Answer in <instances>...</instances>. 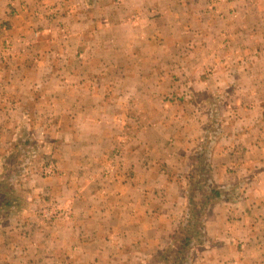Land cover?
<instances>
[{
    "label": "rangeland",
    "instance_id": "1",
    "mask_svg": "<svg viewBox=\"0 0 264 264\" xmlns=\"http://www.w3.org/2000/svg\"><path fill=\"white\" fill-rule=\"evenodd\" d=\"M97 2L105 7V21L95 26L104 32L76 40L69 25L36 27L45 32L37 50L43 56L52 53L43 58L45 73L56 67L53 74L59 81L80 87L43 91L60 103L36 107L44 115L41 121H18V135L0 170V201L9 202L7 209L36 211V218L27 220L44 232L70 211L69 203L63 206L49 193L56 181H73L75 192L94 196L107 180L127 176L128 163L155 162L148 175L162 181L153 189L162 192L174 181L167 194L180 193L185 210L171 232L174 248L161 251L152 264H194L199 246L207 242L209 212L216 207V213H226L224 219L229 213L239 215L246 206L243 196L258 189L256 179H243L240 166L246 157L237 151L247 141H258L255 136L247 140L243 131L264 137V102L258 105L264 101V0H88L90 7ZM139 5L140 10L133 9ZM91 14L97 17L94 8ZM26 40L25 46L19 48L17 42L9 47L21 51ZM63 67L70 71L59 72ZM231 79L237 81L235 87ZM185 81L201 84L188 87ZM208 82L221 85L212 88ZM241 111L256 114L252 123ZM71 130L74 135L67 136ZM88 132L108 136L99 154L88 156ZM71 151L95 162L62 165ZM252 156L257 160L256 153ZM159 165L163 168L155 170ZM229 173L236 178L227 179ZM34 200L39 201L36 207ZM201 207L204 214L198 221L191 214ZM236 218L233 226L238 228L242 220ZM249 223L259 227L257 221ZM187 235L192 241L183 247ZM42 248L39 264H62L47 255L53 249ZM4 252L0 244V255ZM31 259L7 264H33Z\"/></svg>",
    "mask_w": 264,
    "mask_h": 264
},
{
    "label": "crops",
    "instance_id": "2",
    "mask_svg": "<svg viewBox=\"0 0 264 264\" xmlns=\"http://www.w3.org/2000/svg\"><path fill=\"white\" fill-rule=\"evenodd\" d=\"M142 5L133 9L140 10ZM103 7L99 2L95 3V7H90L88 0H0V27H6L5 32L0 30V170L5 165V155L12 146L13 138L18 135V121H41L44 115L40 114L36 107L60 103L56 96H49L48 93L45 95L44 92L63 88H70L72 91L75 86L80 87V84L69 87L65 81H59L53 74L56 73V67L53 70L52 66H49V71L45 73L43 58H51L52 53L43 56V52L37 50V44L45 32L36 27L39 24H56L61 27L69 25L72 27V38L81 40L86 33L94 35L104 32L103 28L95 26L100 23V19L105 21ZM93 8L97 17L91 14ZM230 37L233 39L231 35ZM32 38L34 42L31 44ZM26 39L28 46L21 51L9 47L10 44L18 42L20 48ZM242 63L246 65V56L243 57ZM68 71V67H63L59 72ZM56 80L57 83L54 82ZM229 82L233 87L238 84L232 79ZM184 84L192 87L201 82L185 81ZM207 84L217 88L221 82ZM230 86L229 88H232ZM253 86L262 85L254 82ZM81 88L88 89V85L82 84ZM72 98H69L70 104ZM263 102L258 101V105L263 107ZM246 112L245 115L241 111L250 117L247 118V123H252L256 114L254 116L253 111ZM49 115L55 116L52 113ZM72 132L73 130L67 131L65 134L73 136ZM101 134L96 136L87 133V139H90L85 143L90 147L87 148L88 156L100 153L102 139L108 137ZM242 136H246L247 140L252 136L258 139L253 143L247 141L245 147L237 151L239 155L241 153L246 157L240 166L243 179H247V183L256 179L258 189L243 196L246 206L241 209L239 215L229 213V217L224 219L223 214L226 213H216V207L209 212L205 217V225L203 224L207 242L204 246H199L201 254L194 264H264V157L261 156L264 154V137L251 135L250 131H243ZM254 153L258 155L257 160H252ZM67 160V163L61 164L68 167L72 164L71 167H74L75 164L82 166L95 162L94 158L82 160L74 155V151L69 153ZM82 161L84 163H81ZM128 164L130 173L107 180L104 186L98 189V195H94L95 197L91 192L84 195L75 192L73 181L68 182L66 179L62 184L61 181H56L57 184H53L54 187L49 193L57 202H62L63 206L69 203L70 211L62 222L56 221V224L49 226L44 232L36 222L27 220L36 218V211H15L11 205H8L7 209L4 206L9 202L0 201V219L9 218L0 223V244L5 251L0 255V264H7L10 259L19 263L26 261L27 257L32 258L29 262L39 264L37 259L41 258L42 247L45 246L53 249L52 253L48 251L47 255L63 261L62 264H152L161 251L174 248L171 245V232L174 226L179 224L185 210V207L180 205V193L167 194V187L173 189L176 183H166L162 192L158 189L162 193L160 196L159 191L153 188L162 179L148 175L152 172L155 162ZM160 168H163L162 165L154 167L155 170ZM216 172L219 173L218 170ZM234 178L236 176L231 173L227 176V179ZM32 196L34 199L37 197L35 194ZM155 196L159 198L156 199ZM93 198L96 201H92ZM38 202L33 201L35 207ZM27 203L30 204L29 200ZM250 204L256 209H251ZM181 209L182 211H179ZM155 212L157 214H154ZM239 216L242 223L235 228L234 217ZM251 219L257 221L259 227H252L249 223Z\"/></svg>",
    "mask_w": 264,
    "mask_h": 264
},
{
    "label": "trees",
    "instance_id": "3",
    "mask_svg": "<svg viewBox=\"0 0 264 264\" xmlns=\"http://www.w3.org/2000/svg\"><path fill=\"white\" fill-rule=\"evenodd\" d=\"M213 194L215 196L218 195V193H214V192H213ZM203 210H204V207H201L198 210H195L194 214L196 215V213H198V215L194 216V214L192 212L191 217H193L194 219L196 218V220L200 221L202 219V215L204 214V212H202ZM189 226H191V223H189ZM195 235H196V233H195ZM184 240H185V242H184V244L182 246L186 247L188 245V243H190L192 241V236L187 235Z\"/></svg>",
    "mask_w": 264,
    "mask_h": 264
}]
</instances>
